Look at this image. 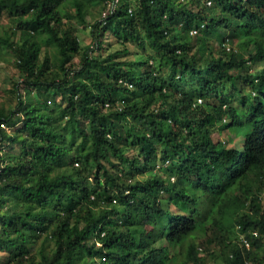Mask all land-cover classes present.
Listing matches in <instances>:
<instances>
[{
	"label": "trees",
	"instance_id": "16d2710c",
	"mask_svg": "<svg viewBox=\"0 0 264 264\" xmlns=\"http://www.w3.org/2000/svg\"><path fill=\"white\" fill-rule=\"evenodd\" d=\"M107 1L0 0V264H264V0Z\"/></svg>",
	"mask_w": 264,
	"mask_h": 264
},
{
	"label": "rangeland",
	"instance_id": "374dc122",
	"mask_svg": "<svg viewBox=\"0 0 264 264\" xmlns=\"http://www.w3.org/2000/svg\"><path fill=\"white\" fill-rule=\"evenodd\" d=\"M93 6L95 7L94 12L99 14L103 9L102 5L99 1H95L93 3ZM104 11V10H103ZM90 20V18H88ZM9 20H7V16H4L1 21H0V31L3 25L8 24ZM79 26V29H83V25H77ZM79 36L81 41L84 44H87L90 42V34H89V29H83L79 32ZM230 44H233L236 42L235 40H229ZM50 51H52L51 48H48ZM3 54L1 53V61H0V93L3 97V99H6L8 101L13 100L14 101V95L10 92L13 88V84L15 81L20 79V76L18 72L15 69L14 63H13V57L12 54L9 51H6L4 48L1 49ZM224 133L223 135H225ZM203 231V229H202ZM198 238L201 240L203 238V232L198 233ZM209 264H221L220 259H215V258H210ZM175 264H181V259L175 263Z\"/></svg>",
	"mask_w": 264,
	"mask_h": 264
},
{
	"label": "built area",
	"instance_id": "2783aa9c",
	"mask_svg": "<svg viewBox=\"0 0 264 264\" xmlns=\"http://www.w3.org/2000/svg\"><path fill=\"white\" fill-rule=\"evenodd\" d=\"M118 2H119V0H108L107 1V6H106L107 9L105 10V14H107L108 12L114 10L116 8ZM131 11L132 10L130 9V12ZM191 33L192 34H196L197 30H193ZM199 102L201 103V100H199ZM253 233L256 234V232H253ZM240 240L242 241V245L246 249H250L251 248V242H250V240L247 237H245L244 235H241ZM246 264H248V263L246 262Z\"/></svg>",
	"mask_w": 264,
	"mask_h": 264
}]
</instances>
